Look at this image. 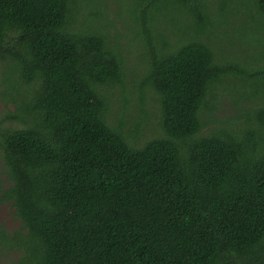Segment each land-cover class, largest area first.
<instances>
[{
	"label": "trees",
	"instance_id": "obj_1",
	"mask_svg": "<svg viewBox=\"0 0 264 264\" xmlns=\"http://www.w3.org/2000/svg\"><path fill=\"white\" fill-rule=\"evenodd\" d=\"M216 1L217 14L212 0H134L125 52L101 0H0V96L15 106L0 111V202L21 222L0 226V248L21 252L12 264H264V0ZM209 35L259 50L219 59ZM137 41L127 129L122 110L111 122L112 96L126 108ZM222 91L235 117L216 115ZM148 93L160 135L139 142Z\"/></svg>",
	"mask_w": 264,
	"mask_h": 264
},
{
	"label": "rangeland",
	"instance_id": "obj_2",
	"mask_svg": "<svg viewBox=\"0 0 264 264\" xmlns=\"http://www.w3.org/2000/svg\"><path fill=\"white\" fill-rule=\"evenodd\" d=\"M102 4L99 6L100 10L103 13L108 14L107 21L112 24V27L109 28L110 33L113 37H115V33L118 31L122 34L119 39V43L122 46V49L126 52V46L132 41V38H135V34L137 32L136 24L133 16V11L135 12L136 4L134 0H101ZM215 5L213 7L217 9L214 14L218 13V9L220 4L216 0H212ZM239 1V0H238ZM236 4L237 1H234ZM236 4L230 3V8L235 7ZM243 8V7H242ZM244 9V8H243ZM242 9V10H243ZM245 10V9H244ZM213 14V15H214ZM174 15V14H173ZM212 15V16H213ZM241 16L234 15L231 16V21H236L240 23L242 20L240 19ZM234 41V45L231 47H226L222 45L221 40L219 37L214 35H209L206 41L210 42L216 56L220 59L222 53L228 56V50H232L238 57L244 58L246 55L252 57L254 53H256L259 49V45H252V46H243L241 45L233 36L231 38ZM230 39L226 40L228 43L231 41ZM136 47H133L131 51V55L127 56V89L132 91V95L127 94L129 98V103L125 105L126 108L123 109L121 105L120 99L121 96L117 90L115 93L114 99L112 100V114H111V122L116 123L117 116L116 114L119 110L125 112L126 119V127L131 128L135 126V119L137 114L139 113L140 108V100H139V91L137 89V84L141 77H142V70L144 68V64L142 63L141 57V48H140V41H137ZM232 81L237 82L235 78ZM136 83V87L134 85ZM222 91L220 97L216 103L217 111L216 115L220 118H232L235 117L238 113L237 109L235 108L231 95L228 93H223ZM7 104V105H6ZM9 106L12 110H15V106L13 103L3 100L0 96V111L6 109ZM145 109L148 113V121L144 123L143 128H141V139L139 142H145L155 136L160 135V128L158 123L161 120V113H160V105L158 101L152 100L151 95L148 93L146 96V105ZM236 123H239L241 126L244 124V120H236ZM1 160V159H0ZM0 169L2 167L0 166ZM15 209L11 207L10 203H1L0 202V226H5L10 230L19 229L21 226V222L18 218H16L14 214ZM21 257V252L17 250L13 251H5L4 249L0 248V264H12L17 263Z\"/></svg>",
	"mask_w": 264,
	"mask_h": 264
}]
</instances>
